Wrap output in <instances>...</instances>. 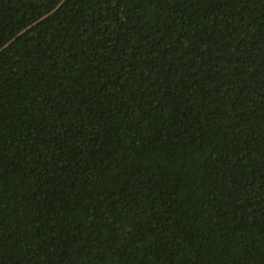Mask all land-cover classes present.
Listing matches in <instances>:
<instances>
[{
    "label": "trees",
    "instance_id": "1",
    "mask_svg": "<svg viewBox=\"0 0 264 264\" xmlns=\"http://www.w3.org/2000/svg\"><path fill=\"white\" fill-rule=\"evenodd\" d=\"M0 264H264V0H0Z\"/></svg>",
    "mask_w": 264,
    "mask_h": 264
}]
</instances>
